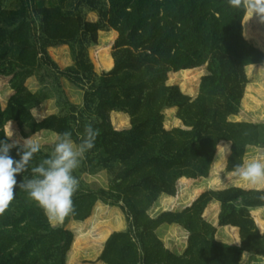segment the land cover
Segmentation results:
<instances>
[{"label": "trees", "instance_id": "obj_1", "mask_svg": "<svg viewBox=\"0 0 264 264\" xmlns=\"http://www.w3.org/2000/svg\"><path fill=\"white\" fill-rule=\"evenodd\" d=\"M89 13L96 15L95 22L86 20ZM248 19L228 0H0V76L10 78L12 90L4 108L0 102V140L10 143L7 124L9 129L15 124L23 139L70 132L77 145L88 125L99 131L94 148L73 172L79 182L74 211L61 225H51L27 192L16 189L0 213V264H74L101 250L97 260L103 264H239L242 258L243 264H264V232L250 215L264 213V190L236 188L246 183L230 175L249 147L264 150V123L229 120L238 118L241 104L247 109L252 103L249 90L244 95L245 70L264 64V53L243 37ZM109 31L117 34L113 68L97 75L88 49L97 44L99 32L112 37ZM61 46L69 48L73 62L62 70L48 54ZM102 54L100 64L109 70L108 49ZM204 66L207 75L194 100L166 84L169 73L186 81ZM31 77L41 85L34 93L25 86ZM61 80L82 92L80 105L67 101ZM51 98L58 113L36 120L32 112ZM175 108L182 128L165 130L163 111ZM112 112L128 115L129 128L115 129ZM217 145L231 149L225 154L226 172ZM46 149L17 177L18 184L52 155L54 147ZM10 155L20 159L16 148ZM213 162L214 177L206 183L221 189L204 192L181 211L163 212L177 194L178 181L198 184ZM103 172L106 189L91 188L82 179ZM202 186L196 185L193 198ZM159 197L164 199L155 204ZM210 203L213 209L220 206V239L229 232L237 240V229L238 244L215 239L216 227L203 217ZM154 204L159 213L152 218L148 211ZM71 220L72 232L66 229ZM162 226L187 235L183 253L164 246L157 235Z\"/></svg>", "mask_w": 264, "mask_h": 264}, {"label": "rangeland", "instance_id": "obj_2", "mask_svg": "<svg viewBox=\"0 0 264 264\" xmlns=\"http://www.w3.org/2000/svg\"><path fill=\"white\" fill-rule=\"evenodd\" d=\"M86 20L89 22H95L96 21V15L89 13L86 16ZM243 37L244 39L252 45L254 48L260 50L261 52L264 53V20L259 19L256 16H253L252 18H249L247 20L246 25L243 27ZM107 33L112 34L113 36H108L107 34H104V32H99L97 36V44L95 46H92L88 49V57L94 67V71L97 75H99L102 72H108L113 68V60H112V45L113 42L115 41L117 34L113 31H109ZM108 49L109 56L112 60V66L109 70H104L100 64L101 59H102V53L104 50ZM49 56L52 58V60L57 64V66L62 70L66 67H69L72 65V59L70 56L69 48L67 46H61L58 48H50L48 50ZM260 66V65H259ZM254 66L253 68H249L246 71V76L248 80V84L244 90V95L246 94L247 90L250 92V97L252 99V103L249 104L250 106L246 108L240 107V112L238 114V118L236 119H229L231 122H247V123H264V64L260 66ZM259 69L263 72H259ZM200 71H197L195 74H189L188 75V80H183L181 76L174 75V73H169L167 75V85H174L178 86L180 91L194 100L198 93H199V87H200V82L201 78L203 76L207 75V70L206 67L204 66L203 68L199 69ZM9 77H2L0 76V102L2 107L4 108L6 106V103L9 99V97L12 95V90L9 87ZM61 88L62 91L65 94V97L69 103L75 104V105H80L82 103V92L74 88L71 84L67 83L65 80H61ZM25 86L32 92H36L40 90L41 85L38 82V80L34 77H31L25 81ZM243 95V97H244ZM56 98V97H55ZM55 98H51L44 103L40 105V107L36 110H34L32 113L35 117L36 120L43 119L47 116L50 115H55L58 113V108L56 107L55 104ZM243 99V98H242ZM168 110V109H166ZM164 110L163 111V116H164V129L165 130H171L173 128H182V123L176 118V112L177 109H174V112L170 113L168 111ZM117 114L122 115L127 119L126 122L121 123L119 122V118L117 117ZM176 119L178 122L173 124L172 121ZM110 121L112 126L117 129V130H122V129H127L129 128V116L123 113H116L112 112L110 114ZM10 125V124H9ZM8 124L5 127L6 133ZM11 129L14 133L13 137L10 138V143L13 141H18L20 144L23 142V138L20 135V132L18 131L17 127L15 124H12ZM42 133H47V134H38L40 138L36 136L33 137V139L37 140L38 142H41V148H47L49 149L50 147H55V143L57 142V137L54 136L53 133L51 132H42ZM46 149V150H47ZM230 153V152H229ZM218 154V151H216V155ZM215 155V157H216ZM229 154L226 157V161L228 158ZM253 159H259L262 162H264V150L260 148H253L249 147L246 150V154L244 157V161H250ZM215 161V158H214ZM226 161L223 166V172L225 171L226 168ZM213 169H214V162L210 168L209 174L207 178H202L198 179V184H192L191 186H187L184 181H178L177 183V194L176 196L172 199V204H169L167 206V209L163 212L166 211H181L182 209L188 207L191 205L192 202H194L201 194H203L206 191H215L214 189H221V188H209L207 185V181H212L213 176ZM223 172H219V174L223 175ZM82 179L85 183H87L91 188H107V177L105 175L104 177V172L95 176H87L83 175ZM200 181V182H199ZM246 184L243 185L242 187H236V188H241L245 190H258L262 191L264 190V183L257 184V185H249L247 182ZM202 186V191L199 193V195L195 198H193V190L196 188V185H201ZM206 184V185H205ZM185 190H187L185 192ZM191 197L190 200H188ZM162 197H159L157 202L155 204H158L160 200L164 199ZM155 204L150 208L148 211V214L150 217L155 218L157 214L159 213V207L155 208ZM161 204V202H160ZM95 208V206H94ZM119 209V208H117ZM262 209V208H261ZM120 210V209H119ZM220 210V206L218 205L216 209H213L212 203H210L206 209L204 210L203 217L204 219L216 227L217 233L215 236V239L221 243H226L230 245H236L239 243V237H238V230L236 229V234H237V240H235L234 237L235 235L233 233L227 232L229 234L228 236L225 235L226 240L224 241L223 239L221 240V232L224 230V227H218L217 224V217L218 213ZM94 211V209H93ZM92 211V213H93ZM91 213V215H92ZM122 214V212L120 211ZM250 215L254 220V223L260 232L262 234L264 232V225L259 224L260 220H264V213L257 214L256 212L250 211ZM123 219H124V225L125 228L122 230H126V221L124 218V215L122 214ZM91 217V216H90ZM89 217V218H90ZM88 218V219H89ZM87 219V220H88ZM87 220L81 222L84 223ZM61 220L60 222H52L49 220L51 225H61L62 224ZM75 221H70L66 225V229L71 231L70 227L71 224ZM261 222V221H260ZM262 226V227H261ZM172 226H162L158 229L157 235L158 237L162 240L164 246L168 248L170 251H172L176 255H180L183 253V251L186 248L187 245V235L183 236V233L181 230H173ZM175 227V226H174ZM181 229V228H180ZM72 232V231H71ZM119 232V231H118ZM73 234V240H74V233ZM224 237V236H223ZM221 241H220V240ZM73 243V242H72ZM104 245V244H103ZM71 249V247H70ZM70 251V250H69ZM69 254V252L67 253ZM100 255V253H99ZM98 255V256H99ZM98 256H96L93 259H80L76 261L74 264H103L101 262H98ZM67 259V257H66ZM67 264V262H66ZM239 264H243V258L241 259ZM257 264H262L257 263Z\"/></svg>", "mask_w": 264, "mask_h": 264}, {"label": "clouds", "instance_id": "obj_3", "mask_svg": "<svg viewBox=\"0 0 264 264\" xmlns=\"http://www.w3.org/2000/svg\"><path fill=\"white\" fill-rule=\"evenodd\" d=\"M228 4L241 10L249 18L253 16L264 20V0H228ZM14 135L11 126L5 136ZM99 131L91 125L85 128V134L78 145L74 143L70 132L57 137V142L50 157L43 159L38 166L32 167V178L23 179L18 184L17 177L29 170L34 156L41 150V142L28 137L22 144L18 141L8 143L0 140V213H3L14 200L16 189H23L52 222L63 220L74 211L73 195L78 189L79 182L73 175L84 154L94 148ZM17 149L20 159H14L10 152ZM218 153H224L230 148L217 145ZM230 175L237 181L249 185L264 183V162L259 159L245 161L236 165Z\"/></svg>", "mask_w": 264, "mask_h": 264}, {"label": "crops", "instance_id": "obj_4", "mask_svg": "<svg viewBox=\"0 0 264 264\" xmlns=\"http://www.w3.org/2000/svg\"><path fill=\"white\" fill-rule=\"evenodd\" d=\"M44 119V118H43ZM40 120H42V119H39L38 121H40ZM105 172H104V177H105ZM110 236V235H109ZM105 243V242H104ZM102 249H103V247H102ZM101 252H102V250H101ZM101 252H100V254H101ZM99 257V256H98Z\"/></svg>", "mask_w": 264, "mask_h": 264}]
</instances>
